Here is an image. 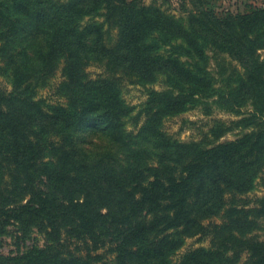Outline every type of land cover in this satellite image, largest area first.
Wrapping results in <instances>:
<instances>
[{
	"label": "trees",
	"instance_id": "1",
	"mask_svg": "<svg viewBox=\"0 0 264 264\" xmlns=\"http://www.w3.org/2000/svg\"><path fill=\"white\" fill-rule=\"evenodd\" d=\"M196 7L186 25L143 0H0V71L12 86L0 89V237L12 223L25 233L47 225L53 240L65 230L116 244L113 264H264V240L249 230L264 219V197L253 205L245 197L264 173V7ZM114 26L111 49L105 33ZM57 42L65 62L55 92L83 87L96 64L111 86L105 95L89 92L80 109L37 98ZM208 50L229 51L243 69L217 62L213 73ZM160 76L165 89L147 87ZM123 82L147 88L139 128L141 114L128 126L131 109L116 91ZM196 106L207 114L247 108L231 124L251 130L219 141L231 128L219 121L208 143L162 130L165 116ZM213 217L221 223L205 222ZM195 236L210 246L173 262ZM99 263L109 264L53 246L0 253V264Z\"/></svg>",
	"mask_w": 264,
	"mask_h": 264
},
{
	"label": "rangeland",
	"instance_id": "2",
	"mask_svg": "<svg viewBox=\"0 0 264 264\" xmlns=\"http://www.w3.org/2000/svg\"><path fill=\"white\" fill-rule=\"evenodd\" d=\"M216 10L219 13H244L251 10L254 7H264V0H211ZM145 4H152L160 8L166 14H173L176 17L182 18L183 22L187 25L191 18V15L197 12V4L200 5L202 0H143ZM66 7L65 9H68ZM90 22H101L102 18L97 17ZM107 25H104L106 28ZM119 40L118 27L111 28L108 33H105V41L109 48L113 49L115 44ZM168 49L164 48L163 50ZM168 52H165V54ZM262 58H264V48L259 50ZM210 69L213 73L217 71L216 63H220L222 67H236L238 70H242L241 59L234 56L229 51L215 53L212 50H208ZM184 58V57H183ZM185 59V58H184ZM65 58L62 54V46L60 42L54 44L53 52L49 55L45 62L42 78L38 84L37 98H44L47 103L50 104H62L64 106L74 105L77 109H80L79 103L89 94L91 91H99L103 95L111 88L110 85H105L104 72L102 67L96 64H92L87 67L89 73V80L83 87H77L72 90V93L68 96L57 94L54 87L62 80V67L64 65ZM219 69V68H218ZM159 80L147 87H152L157 90L165 89V85L162 80V76ZM12 86L8 78L1 74L0 71V89L11 90ZM146 87L140 84H131L129 82H123L117 87V93L121 99L130 107L131 114L128 119V126L131 129L134 123V119L141 114L138 128L142 126L145 116L141 113L145 107V101L147 99ZM250 110L243 108L240 113H234L230 111L213 109L211 113H205L201 106H196L185 110L176 115L165 116L162 121V130L169 136L183 142L191 141H203L209 142L213 135V127L221 123L230 125V129L219 139V141L234 140L247 131L251 130V125L241 126L232 125V121H237L248 115ZM251 121V120H249ZM250 200V205L254 204L257 198L264 197V173L262 177L257 178L253 187L245 195ZM215 221L221 223V220L213 217L212 219L206 218L205 222ZM47 225H41L32 227L29 232L25 233L21 226L12 223L7 227L6 234L0 237V253L7 257L14 256H26L32 251L46 249L49 246H53L55 249L62 251L64 254L72 253L74 255H100L103 260L108 261L109 264H113L115 260L116 244H110L94 241L89 237H83L77 239L62 230L61 235L57 240H53L49 237L50 231ZM248 228V227H247ZM249 230L256 234L261 240H264V219H258L253 223ZM210 246L209 238L201 239L199 236L188 237L185 239L182 248L173 257V262L179 259V257L189 249L208 248ZM101 264V263H99Z\"/></svg>",
	"mask_w": 264,
	"mask_h": 264
}]
</instances>
